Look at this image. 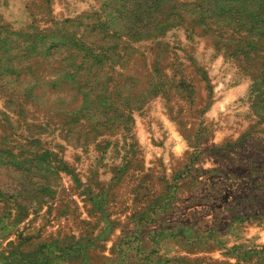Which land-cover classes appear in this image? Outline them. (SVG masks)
<instances>
[{"label": "rangeland", "instance_id": "rangeland-1", "mask_svg": "<svg viewBox=\"0 0 264 264\" xmlns=\"http://www.w3.org/2000/svg\"><path fill=\"white\" fill-rule=\"evenodd\" d=\"M0 13V264H264V0H29Z\"/></svg>", "mask_w": 264, "mask_h": 264}, {"label": "crops", "instance_id": "crops-1", "mask_svg": "<svg viewBox=\"0 0 264 264\" xmlns=\"http://www.w3.org/2000/svg\"><path fill=\"white\" fill-rule=\"evenodd\" d=\"M29 0H0V13L5 20L20 23L27 15Z\"/></svg>", "mask_w": 264, "mask_h": 264}]
</instances>
